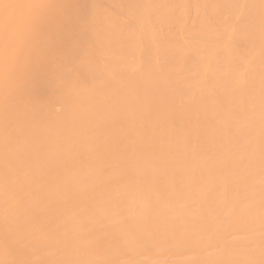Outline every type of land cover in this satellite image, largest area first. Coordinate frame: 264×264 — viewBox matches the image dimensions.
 I'll return each instance as SVG.
<instances>
[{"label":"bare ground","instance_id":"bare-ground-1","mask_svg":"<svg viewBox=\"0 0 264 264\" xmlns=\"http://www.w3.org/2000/svg\"><path fill=\"white\" fill-rule=\"evenodd\" d=\"M0 264H264V0H0Z\"/></svg>","mask_w":264,"mask_h":264}]
</instances>
